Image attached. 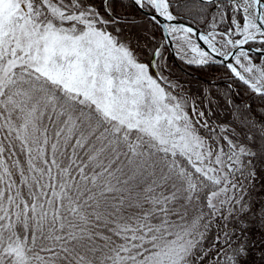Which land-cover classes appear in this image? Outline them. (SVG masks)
<instances>
[{
  "label": "snow or ice",
  "instance_id": "6c2138e0",
  "mask_svg": "<svg viewBox=\"0 0 264 264\" xmlns=\"http://www.w3.org/2000/svg\"><path fill=\"white\" fill-rule=\"evenodd\" d=\"M0 264H264V0H0Z\"/></svg>",
  "mask_w": 264,
  "mask_h": 264
},
{
  "label": "trees",
  "instance_id": "16d2710c",
  "mask_svg": "<svg viewBox=\"0 0 264 264\" xmlns=\"http://www.w3.org/2000/svg\"><path fill=\"white\" fill-rule=\"evenodd\" d=\"M159 35V33H157ZM166 55L169 56V64L173 68V70L178 74L176 77H173L174 79H178L181 76H184L186 79H195L196 76L200 75L201 73L197 72L195 68H189L182 62H180L178 59L176 60L174 56L171 55L169 51L166 50ZM215 71L220 72L219 69H216ZM186 73H190V76H186Z\"/></svg>",
  "mask_w": 264,
  "mask_h": 264
},
{
  "label": "water",
  "instance_id": "95a60500",
  "mask_svg": "<svg viewBox=\"0 0 264 264\" xmlns=\"http://www.w3.org/2000/svg\"><path fill=\"white\" fill-rule=\"evenodd\" d=\"M176 60H177V58L176 57H174Z\"/></svg>",
  "mask_w": 264,
  "mask_h": 264
}]
</instances>
